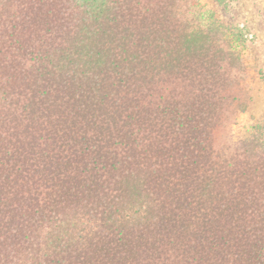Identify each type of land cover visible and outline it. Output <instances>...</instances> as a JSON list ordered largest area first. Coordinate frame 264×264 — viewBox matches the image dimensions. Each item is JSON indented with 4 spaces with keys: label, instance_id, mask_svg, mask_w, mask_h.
<instances>
[{
    "label": "trees",
    "instance_id": "obj_1",
    "mask_svg": "<svg viewBox=\"0 0 264 264\" xmlns=\"http://www.w3.org/2000/svg\"><path fill=\"white\" fill-rule=\"evenodd\" d=\"M202 1L0 0V264H264L238 28Z\"/></svg>",
    "mask_w": 264,
    "mask_h": 264
},
{
    "label": "rangeland",
    "instance_id": "obj_2",
    "mask_svg": "<svg viewBox=\"0 0 264 264\" xmlns=\"http://www.w3.org/2000/svg\"><path fill=\"white\" fill-rule=\"evenodd\" d=\"M212 17L238 28L234 42L246 70V87L252 101L249 110L238 117L230 129L234 139L256 137L264 141V0H232L225 7L214 0H203ZM219 141L227 132H219Z\"/></svg>",
    "mask_w": 264,
    "mask_h": 264
}]
</instances>
